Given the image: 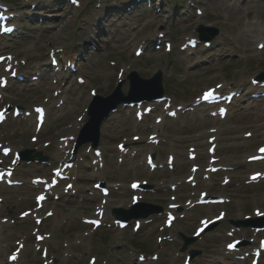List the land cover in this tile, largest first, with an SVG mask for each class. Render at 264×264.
<instances>
[{
	"label": "rangeland",
	"instance_id": "374dc122",
	"mask_svg": "<svg viewBox=\"0 0 264 264\" xmlns=\"http://www.w3.org/2000/svg\"><path fill=\"white\" fill-rule=\"evenodd\" d=\"M4 1L5 4L10 8L11 12H15L16 15L13 19L14 23L17 27H19L18 31L23 34L21 36L18 35L17 38H6L2 42H4L3 45L7 46L9 49L10 47L14 48L15 50L8 53L9 56L3 57L6 59V63H11L12 66L18 65L21 66L20 63L27 62L25 65L29 67H34L37 64L40 65L41 70H49V60H48V52L52 50V45L49 42H34V39L38 36V28L34 27L33 25L39 24L36 23L37 21H43L45 19H51L48 18L51 15H47L49 13H55L56 15H61L60 11H58L60 8L66 7H72L70 6L66 0L65 2L63 0H1ZM74 1V0H72ZM81 3V6L79 8H76L79 11V18H77L76 24L72 25L71 30L76 34V36H73L72 38H69L67 41H63L61 43H57L54 47L56 49H63L65 53L70 56V61H72L74 56L72 55L73 51L77 54H82L84 57L83 62L76 65L75 70L76 74L74 75L72 81H76L74 79H79L78 81L81 82V86L76 85L77 87L84 88V98L92 99L94 96H99L102 98H106L109 96L113 90L121 84V92L124 96L127 94L128 90V82L126 81V76L130 73H136L140 78L142 79H150L152 76L156 74V68L155 66L148 67L150 64L149 60H146V58H136L134 60V49L130 51V54L120 52V50L111 49V50H99L95 46H89L88 51L85 52L84 48L81 47V50H79V43H82L80 41V38L77 36V34H80V30H84L86 26V20L89 17L94 18L96 11H104V13H108L109 16L104 19V31H115L118 30L119 27L125 23H129L133 21L132 17L137 16L139 18L144 17L147 15L148 11L146 8L143 7V10L141 13L135 12L130 13L126 12H119L118 9L124 8L121 4L125 0H79ZM141 2L144 0H140ZM163 2V10L160 12V10L156 9L154 14L156 15L158 22H164L166 23L168 20H170V14L172 13L173 9L177 8H185L186 7V1L185 0H164ZM210 1V2H209ZM204 1V7L202 6H195L192 8V10H189L185 12V16L179 20L178 22L181 23V25L188 26V29L183 30L182 28H175L172 23L168 22L166 24V28L168 30H162L161 32L154 28L153 32L150 33L151 37L150 39L147 38V43L150 44L151 41L155 39L163 40V46L164 51H162L154 61L157 63L156 66L160 69H162V88L164 92V96L167 98L166 102L163 103L165 106H168L170 104L173 105V107L167 108L166 112L162 117L165 116L164 121L156 125L159 129V134L163 136V138H156V140L159 142L158 145H154V150L151 151L150 157H155L153 161L155 164H157L159 167L167 166V156L172 154V142L171 140L174 138H177L178 133L181 132V128L191 125L195 127V121L188 119L186 122H183L181 119L178 120L176 125H174L173 120H169L166 118L167 113L173 112L174 109L178 106H188L191 103L197 102L199 100V97L205 90L209 88H217L219 84L223 85L224 89L228 88L230 90H233V88H238L240 85L239 82H242V79H239L238 77L233 78L232 76L235 75H243L245 77L248 76H254L261 72H264V4H262L258 0H249V1H255L252 5L253 9H251V16L249 18L246 17V9L244 4L237 3V0H229L228 5L234 6V11L239 12V17L237 19V23L235 28H233V32L230 33L227 30L226 26H223L224 24H218L215 25L212 21L207 20H200L197 21L199 23H195L193 20H187L185 19L186 15L193 17L198 12H203L202 17L204 15H223L226 16V23L228 22V17L226 13L224 12L225 6H222L220 4L214 5V0ZM218 1V0H216ZM225 2L224 0H221ZM58 2V4L56 3ZM143 3V2H142ZM192 3V2H191ZM226 3V2H225ZM190 4V2H189ZM226 5V4H225ZM86 6V7H85ZM143 6L142 4L139 5V7ZM49 8H53L54 10L49 11ZM94 10V12H92ZM198 11V12H197ZM103 13V14H104ZM124 13V15H123ZM124 16L126 17L124 19ZM19 17V18H18ZM192 17V18H193ZM220 18V17H219ZM222 19V18H220ZM122 20V21H121ZM127 20V21H126ZM130 20V21H129ZM137 20V19H135ZM148 19L139 20L140 22L143 21L145 23ZM129 21V22H128ZM222 23V20L220 21ZM84 24V25H82ZM82 25L81 29L78 28ZM39 26V25H36ZM78 26V27H77ZM199 26L208 27L210 29L216 30L218 32V35L210 42V47L205 48L203 45H200L197 49L194 51H186L182 52L183 54H179V48L182 45L183 47H187V43H185V38H197L196 30ZM84 28V29H83ZM47 27L41 28V30H45ZM40 30V29H39ZM254 31L256 33H259L258 36L254 35ZM148 35V31L145 30L141 33V38ZM221 40H228L231 41L235 48H239L240 53L236 54L234 56L235 59H238L239 63L236 67L230 69L227 68L225 65L221 66L220 61L215 62V65H210L214 63V60H217L218 55H225L231 57V52L228 51L227 48H224L220 44ZM101 43H107V39L101 37L100 38ZM23 42H27V44H24ZM22 47L17 45H22ZM167 45L169 46V49L173 47V51H171L170 54H166L165 51L167 48ZM33 48V49H32ZM94 48V49H93ZM186 48V49H187ZM5 49V50H6ZM6 53V52H4ZM13 53V54H11ZM73 53V54H74ZM149 54V53H148ZM147 54V55H148ZM7 55V54H3ZM144 54V56H147ZM177 55L184 56V55H192V65L191 66H180L173 64L172 62L174 59H177ZM11 56V57H10ZM10 57V58H9ZM14 57V58H13ZM31 57H35L36 59H32ZM226 57V58H227ZM68 56H66V59ZM87 62H86V61ZM46 63V65H43ZM5 63L3 62V65ZM24 65V66H25ZM92 65H98L97 67H101L103 70H100L99 73L102 76H96L95 80L92 79L91 73L89 71L90 67ZM198 65V68H195V66ZM210 65V66H209ZM166 66L165 68H163ZM157 67V68H158ZM192 67V68H191ZM209 67V68H208ZM126 70L122 76L118 75V72L115 73L114 70ZM163 69H167V71H164ZM1 74V73H0ZM35 74L34 72L32 75ZM241 75V76H242ZM67 78V75H64ZM243 78V77H242ZM54 80V79H53ZM104 80V82H103ZM103 82V83H101ZM101 83V85H100ZM62 84H65L64 81ZM85 87L90 88L89 91L85 89ZM93 89H95V95L93 94ZM87 91V94H86ZM4 95L6 96L7 102L3 105L2 108H0V112H5V108L8 106L7 103L12 104L13 106H17L15 109L12 107L11 110L8 113L7 120L0 125V145H7L9 147H13L14 144L18 145L19 142L24 139V136L22 135L23 132L26 131V125H24L23 119L19 117V119H15V113H22V115L28 114L31 110H33V107L40 106V104L36 103L35 100H30L28 98L19 97L12 95V92L8 90L4 91ZM51 96V95H50ZM38 97V96H37ZM45 96H43L44 98ZM55 97V96H54ZM53 97V98H54ZM60 97V96H59ZM39 98V97H38ZM56 100V99H55ZM56 102V101H55ZM57 107L60 106V101L57 102ZM69 107V105L67 104ZM63 104V109L58 107L55 109L59 111L58 114H54L53 111L47 108V119L45 122V125L43 126L42 133L40 134V139L44 140L49 137V132L54 129L55 124L58 123L59 117H63L65 112H67L68 107ZM148 106H152L151 104H145L144 110L148 108ZM19 107V108H18ZM242 107H244L242 105ZM135 116L136 114H142L141 111L138 109H133ZM86 109L83 110L85 115ZM119 113H115L111 120L120 121L122 123V126H119L115 130L114 133L111 135V142H110V148L112 149V153L110 150L104 151L101 147L102 143V137L104 136L101 133L100 129V139L97 148L101 152L100 158H97L98 165H103L104 167L109 168V175H111L114 178L113 181H106L103 182L105 188L108 191V198L113 199L112 193H114V188H125L129 190V187L131 186V183L134 182H142L143 185H145L146 181L148 180L150 191H141L143 195V199H141L140 203L143 204H149L155 207H158L161 212L157 215L149 217L145 221H141V228L138 232H135L133 230V225L129 228H127L124 231H120L121 239H113L114 232H112L113 228H111L110 224L113 222L114 217L111 216V210L107 213L108 221L107 223H104L102 226L95 228L94 232L93 230H88L86 232L85 241L81 243L82 246H79L75 243H78L75 240H70V230H72L74 227L81 225L80 220L81 218L78 217V219L74 218H63L62 208L60 206L54 208L53 206V200L49 201L46 205L45 210H49L46 212H43L42 217L39 219L41 220L42 227L40 229L39 235L48 234V232L55 226L56 229H59V233L57 232L56 238L49 243V252L50 255L47 256V259H45V262H48L49 264H77L82 257H85L84 259L87 260L89 257L93 259H96L97 262H100L99 264H119L118 262H122L124 264H134V262H131L129 260L130 257L139 258L138 252L141 254H145L146 258L153 256L151 259H147L144 263L145 264H183V258L184 256L188 255L189 250L193 249L199 252V255L195 258H193L192 263L196 264L195 261L204 258L207 255H210L209 253H213L214 251H220L222 250L224 243L220 241L223 236H226L225 233H227L226 230L235 228L233 227L230 222H241L248 218V216H252V213L254 210L258 208L259 205L255 203L254 197L252 195H256L257 192L261 190L260 188L254 189L256 187L252 186H245L240 179H233L230 181V183L227 186V189L225 190H231L236 192L233 197H226L224 194L221 195V190H210L208 193V197H226L231 198L230 201H227L228 203L224 204L223 206H219L215 209H203L201 207L196 206L197 200L194 201V209H190V207H186L188 204L187 201L177 199L176 202H174V213L176 214L175 217L177 221L175 224H172L171 228L166 229L164 231H161L164 228L165 224V206L166 204L172 203L170 198H173L172 195H163V191L169 187L170 184H167L164 188L161 186V180L163 176L162 174L165 172L166 169L159 170L156 172H150L145 165V153L139 152L143 146H145L144 143L142 144H136L132 145L125 144L126 140L120 139L119 134L124 133L126 131H130L131 135L133 136L134 130H133V123H128L127 120H134V115H127L129 110H120ZM143 112V111H142ZM6 113V112H5ZM153 117H159L157 114H153ZM86 117V115H85ZM152 117V118H153ZM35 121V115L34 118H32V124H34ZM228 123V122H227ZM84 124V123H82ZM75 126L74 128H68L69 126H61L60 129L64 131L65 138H67V141L61 142L62 144L66 145L68 143V146L71 147L70 155L76 158H79L78 153H80L84 148L81 147L79 150H77L76 153L73 151V145L71 137H74L73 143H76V138L78 136L79 129L83 126ZM145 125H147L145 123ZM74 125L72 124L71 127ZM153 126V124L147 125V130L144 131L145 133H150L152 129H150ZM150 127V128H149ZM33 129V127H32ZM178 131V132H176ZM57 132V131H56ZM138 132V131H137ZM128 134V133H127ZM117 135V136H116ZM129 135V134H128ZM130 135V136H131ZM131 136V138H132ZM148 137V136H147ZM64 138V139H65ZM70 139V140H69ZM246 141V140H241ZM124 145L126 150H129L132 155L136 154L135 157L133 156H127L124 158L120 155V151H118L117 146L118 145ZM121 145V146H122ZM19 146V145H18ZM27 146L29 149H22L24 150H31L34 151V145H31V141H27ZM23 148V146H21ZM13 149V148H12ZM52 151V150H51ZM51 151L42 152L39 151L38 153H41L42 156L46 157V154H50ZM139 152V153H138ZM3 152L0 149V160H4L8 162H12V156H4L2 154ZM181 153L182 152H178ZM223 152L221 151L220 154ZM166 154V155H165ZM115 157L114 164L112 161V157ZM95 160L94 157L91 156L88 162H85L83 158L80 157L81 165L84 166L83 170L86 171L85 173H91V169L89 168L91 160ZM121 159L124 161H127V166L125 169L127 178H125L123 181L118 180L120 176V164H118ZM176 160H184L182 156L177 155L175 156ZM215 158H206L205 163H211L214 161ZM50 160L46 161V165H43L40 168H46L50 165ZM167 161V162H166ZM4 164V163H3ZM65 164V163H64ZM86 164V165H85ZM61 166V165H60ZM123 166V165H122ZM38 167L35 164H25L20 163L17 167V172H15L16 177H14V180H16L19 183H23L20 187H13L10 188L9 186L1 185L0 186V200H2V206L0 209V223H4V226H9V228H3L1 227V230L5 233V235H2V240L0 237V250H4V257L0 261L5 263L6 256L14 250V247L7 248V245L9 242L12 244L11 239H16L18 241H22L23 239L26 240L27 236H30V231H28V221L21 220L20 214L23 212H26L29 208L34 206L35 204V194L34 196L26 197L24 189L26 184H28V180L30 178H33L36 174V172H33L34 168ZM55 166H52L54 168ZM1 168V166H0ZM1 172V171H0ZM141 172L142 178H131L134 174H139ZM98 173V172H97ZM43 175L42 173H39ZM169 177H172V173H169ZM124 175V176H126ZM72 177H74V174H71ZM43 177V176H42ZM173 180H176V177H173ZM247 180V179H246ZM102 183V182H101ZM100 184V181L97 180H91L88 187V190L94 191L98 196L100 195V190H95V187H98ZM142 186V185H140ZM262 186V185H261ZM91 189V190H90ZM236 189V190H233ZM90 193V192H89ZM82 198L80 200L84 199V197H87L88 193H86V190L84 193L79 194ZM164 197V199H159V197ZM130 202V199L128 200ZM126 203L124 206V209L128 206ZM192 203V204H193ZM62 207H67L68 204H59ZM92 205V203H91ZM197 207V208H195ZM185 208V209H184ZM180 209V211L177 212V210ZM50 210L55 212L57 214L54 215V217L49 218ZM127 210V209H126ZM231 210V211H229ZM259 210L264 212V204L263 206L259 207ZM206 211H213L212 215H217V217H221L223 219L220 223L212 224L213 229L205 232V234L201 237V240H196L191 246H189L184 252H180V248L182 245L181 235L191 239L193 237L194 227L195 223L197 222V218L202 216V213ZM224 211L226 212V215L224 214ZM163 218L160 220L159 223L153 222L151 224L144 223L149 221H155L160 216ZM224 215V216H223ZM80 216V215H79ZM83 216V215H82ZM185 216V217H184ZM223 216V217H222ZM184 217V219H183ZM61 224V226H60ZM75 225V226H73ZM237 230L246 231L244 228H235ZM249 230V229H248ZM11 231V234H10ZM223 231V232H222ZM226 231V232H225ZM229 232V231H228ZM237 234L234 239H242L243 233ZM5 236H8L7 238L3 239ZM12 237V238H11ZM161 239L163 242H160ZM220 238V239H219ZM24 240V241H25ZM48 241V240H46ZM231 241V240H230ZM252 241V240H251ZM30 243L31 245V251L30 256L32 257L29 259V257L26 258V262L23 260H20V264H44L43 259L40 258L41 252L38 253L37 258L35 261L32 259L34 258V250L32 248L33 244L35 243L34 236L30 237ZM248 243V242H247ZM250 243V241H249ZM70 245H73L70 248ZM75 245V246H74ZM215 245V246H213ZM245 247V246H244ZM244 249V248H243ZM121 253L129 256L128 258H122L120 255ZM156 255H158L157 261H153L156 258ZM206 259V258H204ZM226 259V258H224ZM223 262V264L229 262L227 260H220ZM121 263V264H122ZM260 264H264V257L260 260ZM85 264V262H84Z\"/></svg>",
	"mask_w": 264,
	"mask_h": 264
},
{
	"label": "bare ground",
	"instance_id": "6f19581e",
	"mask_svg": "<svg viewBox=\"0 0 264 264\" xmlns=\"http://www.w3.org/2000/svg\"><path fill=\"white\" fill-rule=\"evenodd\" d=\"M63 1L65 2V0ZM74 1L78 2L79 0H74ZM204 1L206 2L209 0H192L195 6H202V7H204ZM224 1L226 3L221 0H218V1L214 0L213 3L214 5L220 4L222 6H225L224 12L226 13L228 17L227 23L225 19L226 16H223V15L219 16L217 14L216 15H204L203 18L196 16V15H195L196 17H193V15L191 16L186 15L185 19L193 20L195 23L200 20H207V21H212L215 25L224 24L223 26L227 27L228 29L227 31L232 33L233 28H235L236 26L237 19L240 13L237 11H234V6L229 7L228 5L229 0H224ZM241 2L242 4L245 5L244 7L247 11L246 17L249 18L251 14L253 13V11L252 13L250 12H251V9H253L252 5H254L253 4L254 1L241 0ZM56 3L58 4V2ZM261 3L264 4V0H262ZM121 4L123 5L124 8L118 9L119 12L124 11L127 13L128 11L130 13H134L135 11V12L141 13L143 10V7L148 8L149 11L146 16L141 17V18L137 17L136 15L133 16L132 23L129 22L130 20L128 21L129 23H125V24L122 23V25L119 27L118 30H115L112 32L104 31L105 30L104 29L105 27L104 19L109 16L108 14L109 12L104 13V11L102 10L96 11L94 18L89 17L86 20L85 29L83 28L84 30H80V34L79 33L77 34V36L80 38V41L82 42V43H79L80 44L78 47L79 50H81V47H82L84 48V51L87 52L88 47L93 45L99 50H103V49L111 50L113 48L118 51L120 50V52L130 54V51L132 49H134V51H136V49H140L141 58H146V60L150 61L149 62L150 64L148 65V67L155 66L154 68L157 69L156 73L162 74L163 72L162 69H160L158 65L156 66L157 63L154 61V59H156V57L162 52V48L161 49L157 48L156 49L157 51L153 49V48L159 47L161 45V41L155 42V45H151V43H154V40L150 44H146L147 37L149 38V36L147 35L141 38V33L144 32L145 30L151 33V31L154 28H157L161 32V29L165 30V28L167 27L166 24L168 22H173L172 28L173 26L176 25L175 28H182L183 30L188 29V26L181 25V23H179L178 21L181 20L185 16V12L188 11L187 9L189 8L191 9V7L187 6L186 7L187 9L177 8L176 11L170 14V20L164 23L163 21L158 22V19L156 18V15L154 14L156 9L160 10V12L163 10V7H164L163 0H156L153 4H150L148 6L143 5L141 7H139V5L141 4H139L135 0H125ZM76 6H79V4H77ZM80 6H81V3H80ZM51 10L53 11L54 9L49 8V11ZM58 11H60L61 15L59 14L56 15L55 13H52V14L49 13L47 15L48 16L51 15L48 17V18L51 17V19L49 20L45 19L41 22L37 21L36 23L39 22V24L33 25L34 27H36V29L38 28L37 29L38 36L37 38L34 39V42H41V41L49 42L53 46L52 50L55 49L54 46L57 43H61L65 40L67 41L69 38L76 36V34L71 30V28H72V25L76 24L77 18H79V11L74 7L65 6V8L63 9L60 8ZM92 12H94V10ZM219 17L222 19H220ZM125 18L126 17L124 16V19ZM143 19H148V20L145 23H143V21L142 22L139 21ZM221 20H222V23H220ZM36 25H39V26H36ZM82 25L81 26L78 25L80 27L78 26L77 27L81 29ZM43 27H47V29L41 30V28ZM166 30H168V28H166ZM254 35L258 36L259 33H256L254 31ZM101 37L107 39L108 42L102 44L100 41ZM23 43L27 44V42L26 43L23 42ZM3 44L4 42H2L0 38V57H3V54H8L15 50L12 47H10L9 49H6L8 47ZM24 44L17 45V46L22 47ZM220 44L224 46V48H227L228 51L231 52L230 53L231 57L230 56L227 57L225 55H218L217 60H215L214 63L210 65H213V64L215 65V62L217 63V61H220L218 63H220L221 66L225 65L227 68H230V69L236 67L239 61L238 59H235L234 56L240 53L239 48L237 47L235 48V45L231 41H228V40H221ZM73 53L72 55L74 56V58L72 59L75 61V64H78V63L80 64L81 62H83L84 57L82 54L80 55L77 53H74V54ZM144 54L145 55L148 54V55L144 56ZM179 54H183V53L180 52ZM66 56H68L67 59H66ZM70 56H71L70 53L68 55L62 49L54 52L52 55L48 56V59L51 60V62H49V70L42 71L40 68L41 66L37 64L36 66H34L33 69H31L34 71V73L38 75L37 80H31L28 76H26L20 81V83L23 84L24 86L13 87L11 89L12 95L19 96V97L22 96L30 100H35L36 103L47 106L53 111L52 112L53 116L54 114L59 113L58 110L57 112L55 111V109L59 107V106L58 107L56 106L58 101H60V103L66 106L67 104L69 105V107L67 106L68 107L67 112H65L63 117H59L58 123H56L54 129L50 131L49 137L44 140H40L38 137L39 132L34 131V129H32L34 124H32V115L30 113L28 117L24 119V125H26L27 127L26 131L22 133V135L24 136V139H22L19 142L18 144L19 146L14 144L13 150L20 151L21 149H24L25 147H27L26 146L27 141L32 140L33 142L32 144L34 145L33 147L36 151L52 150L51 161L54 162L56 165H58L60 161L64 159H67L69 160V162H72L73 166L71 167L72 169L70 168V170L74 172V176H75L73 179L74 182L70 180L71 182L66 184L70 187L65 194L61 193V194L56 195V200L53 203L54 208L58 206L62 208V213H63L62 220H64V218L65 219L66 218L78 219V217H80L81 219H85L83 222H88L89 220H92V219L94 221L107 222V218L105 216L106 212H108L110 209H113V208H119V209L124 208L129 198H132V197L133 198L135 197V200L139 202L141 195L138 193L134 194V192H131L130 190L125 189L124 187L113 190L114 191V193H112L113 199L100 197L96 193H93L94 191H92L91 189H90L91 191H89L88 187H90L89 183L91 180H97L100 182H106V181L114 182V178L111 175H109V172H108L110 167H108V170H107V168L104 166L99 167L95 165H89V168L91 169V173H85L86 171L83 170L84 166L80 165L79 159L69 155V149H68L69 147L67 148L64 146H59V143H57L61 137H64L63 136L64 131H61L60 129L61 126H69L68 128L71 129V128H74L75 126L80 127L82 123L84 124L87 123V121L89 120L88 115H86L85 117L83 110L90 107V103L92 101L89 98H84V93H85L83 90L84 88L81 89V87L76 86L77 83L72 81L71 72L68 74L67 78L65 76L61 78L59 73H57L55 70H53V68H51L52 67L51 64H53V62H56V60L59 62V65H61L62 60H66V61L71 60ZM177 57L178 58L174 59V61L172 62L173 64L180 65L181 67L186 66V65L188 66L192 65V55H184L183 57L180 55H177ZM32 59H36V58L31 57V60ZM134 60H136V58ZM74 61L72 63H74ZM69 62L71 63V61ZM43 65H46V63H44ZM97 66L92 65V67H90L89 69L91 73V77L92 79L94 78V80L97 75L102 76L99 73V71L103 69ZM165 67L166 66H164L163 68ZM198 67H199L198 65L195 66V68H198ZM1 70H3V68H0V71ZM31 70L27 73L28 75H32L33 71ZM163 70L167 71V69H163ZM11 71H12L11 68L10 69L6 68V70H3L2 72L3 77H4V74H6L7 72H11ZM114 71L115 73L118 72L119 76H122V74L125 71H127V69L126 70L122 69L118 71L114 70ZM241 75L240 76L235 75L232 77L233 78L238 77L239 79H242V77L246 76V75L245 76L243 75L241 76ZM63 81H66L64 82L65 85L62 84ZM155 81L156 80L152 79V80H148L144 82L143 84L144 85L151 84V83H154ZM244 87H245V84L242 83L241 85H239L238 90L236 92L239 94L238 97L241 96L240 97L241 99L247 98L245 102H249L248 99L251 98V94L253 93L252 92L253 90L251 89L252 88L256 89L257 86H252V87L250 86L249 91H247V89L245 91ZM85 89L89 91L90 88L85 87ZM259 90L261 92L260 87H259ZM87 91H86V94H87ZM92 91L95 94L96 92L95 89H93ZM262 95L263 94H261L260 97H262ZM43 96L45 97L43 98ZM2 105H3V99L0 98V106ZM232 107H235V106H232ZM152 110H154V113H162V105L157 104L153 107ZM117 112L118 111H116L115 113ZM189 115L190 113H185L184 115L180 117V119L183 122H186L188 120ZM111 117L112 116H110L109 119H107L101 126V133L104 136L103 137L101 136L102 143L100 145L104 151L108 152L110 150V152L112 153V149L110 148V145H111L110 138H111L112 133H114L115 130L119 128V126H122V123L120 121L118 122L113 119L111 120ZM151 118L152 117H147L145 120V123L147 125L151 123L156 125V122L159 119L156 118V120L153 121ZM190 120L195 121L194 122L195 127L191 125L182 127L180 129L182 133L181 134L178 133L177 135L179 136L171 140L172 142L171 147L173 150L171 154L172 161H173V157L177 155L182 156L184 160H181V161L175 160L174 163L176 166L172 164V172H173L172 177H169L170 175L169 173H165L163 176V180L161 182V185L163 186H165L166 184L175 185L176 189L171 191L174 201L175 199L176 200L181 199L184 201H188V200L193 201L195 199L204 198L206 196L205 194L208 193V191H210L213 187H220L221 182L224 179L230 180V179L236 178V179L244 180V179H247L248 175H250L251 173H254V172L264 173V151L259 150V147L260 148L263 147L264 149V146H263L264 145V100L256 102L255 105L251 108L250 106L241 107V110L240 111L238 110L237 113L231 118V120L229 119V121H227L228 123L226 121H221V119L219 120L218 117L217 118L207 117V115L203 116V114L199 115L198 117L193 116L192 119ZM88 122L90 123V120ZM72 124L74 125L73 127H71ZM135 125L137 124L135 123ZM147 125L144 124V125L136 126L135 130L133 129L135 133L133 136L131 135L130 131H126L124 133H120L118 137H120V139L126 140L125 144H128V146L130 144L136 145V144L144 143L145 146H143L142 148L140 147L141 150L139 152L145 153V156H147L149 151H152L154 149L151 145H149V142L153 143L154 141H156V140L153 141L152 138H163V136L159 134L158 126H153V129L150 133L149 132L145 133L144 131L147 130ZM35 126H36V122H35ZM216 127H218V129ZM247 132L250 133V136H244V134ZM130 135L132 136V138ZM241 140H246V141H241ZM43 143H46V146H43L42 145ZM211 145L213 146L212 150L210 153H208V149L211 147ZM21 146H23V148H21ZM191 148L192 150L190 151L189 154L193 155V157L189 158L187 161L186 155L188 153V150ZM4 149H7V148H4ZM221 151L223 152L222 154H220ZM90 152L88 151V148L83 149L79 153V157L87 160V158L90 156ZM178 152H182V154ZM210 154L216 155L218 157V160L216 162L217 165L209 166L208 164L205 163L206 158ZM114 159L115 157L113 155L112 161H111L113 162V164H114ZM126 166H127V161H124V163L121 162L120 167L122 169H120V176L118 180L120 179L123 181L125 178H127L126 173H124V175L126 176L122 175L123 172H126L125 169H123V168H126ZM190 166L191 167L193 166L194 169H190ZM216 166H219V168L223 171L221 172L218 171L216 175L210 176V177L208 176L207 178L203 180H197L193 185H189L188 183H186L187 179L199 178L201 175L209 172V170L212 167L216 168ZM73 167H76V168L73 169ZM10 169L14 170L15 167L11 166ZM70 170H67V171H70ZM44 171L46 173L49 172L46 169H44ZM173 177L174 178L176 177V180H173ZM131 178H142V174L141 172L136 175L134 174ZM58 186H59V190H62L65 184L62 181H60ZM260 187H261V190L257 192L256 195L255 194L252 195V197H254L255 199V203L259 205L257 210L254 211V213L251 216L254 219L264 218V214L258 210L259 207L263 206L264 204V185L258 186L254 189H257ZM39 190L40 188L38 186L29 185L27 186V189H26V195L31 196L33 195V193H36ZM85 190H86V193L90 192L91 195H89V197H86L84 200H80V198L82 197H80L79 194L84 193ZM220 190H221L220 192L224 194V196L226 197H233V195H235L236 193L231 190H223V189H220ZM233 190H236V189H233ZM51 193L53 192L51 191L50 193H44L43 195L46 199H48L50 198ZM167 194H170V192H167V191L163 192V195H167ZM159 199H164V197L160 196ZM57 200L59 202H56ZM60 203H63V204L67 203L68 206L62 207L61 205H59ZM91 203L93 204L91 205ZM172 204L174 203H171L165 207V209L168 210L169 214L173 213L174 207ZM186 206H189V204ZM128 207L129 206H127L126 208ZM211 208H216V207H211ZM28 210L29 212H27L23 218L29 223H32L34 219L42 215L40 208H29ZM212 212L213 211H206L202 213V216L197 218L195 227H197V225L200 223H202V226H205V225L207 226V225L212 224V222H217L219 218L214 217L215 215H212L213 214ZM54 215H56L57 217V214L55 212H53V216ZM0 226L5 227L2 224H0ZM5 228H9V227L7 226ZM33 229H35L34 226H33ZM88 229H90V226L88 224H82V225L76 226L72 230H70V235L68 239L77 241L79 243L78 245L81 246V243L85 241V236H86V232L88 231ZM36 230L38 231L39 228H36ZM57 232L59 233V229H56V227L54 226L48 232V236L46 237L48 241H44L43 246H49V243L51 242L49 240H53V238L55 239ZM112 232H114V235L112 236L113 239H121V235L119 232H117V229H114V231ZM234 232L235 231H233L232 234H235ZM10 234H11V231H10ZM2 235H5V233L2 232ZM244 236L245 238H251V235L248 232H246ZM7 237L8 236H5L3 239ZM222 241L229 242V238H226V237L222 238ZM252 244H253V241L251 245ZM8 246H10V243L8 244ZM72 246L73 245H70V248ZM36 248L37 246H34V250H36ZM243 252H245L244 255L248 256L246 254L248 253V251H243ZM258 252L264 255V248H259ZM226 255L230 256L229 258H232L233 256V254L232 255L226 254ZM21 256L24 260L27 257H29V259L32 258L30 256V237H28L27 239V244L25 248L23 247ZM120 256L125 259L127 258V255L123 253H121ZM213 257L214 256H209L206 259L212 263ZM84 258L85 257H82L77 264H84V262L85 264H88L89 260L88 259L85 260ZM0 260H1V255H0ZM135 261H134V264H138V261L137 260ZM242 262H243L242 264H256V262L250 257H245V258L243 257ZM99 263L100 262H93L92 264H99ZM118 263L121 264L122 262L121 263L118 262ZM198 263H200V260L198 261ZM0 264H5V263L0 262ZM233 264H236V263L234 262Z\"/></svg>",
	"mask_w": 264,
	"mask_h": 264
},
{
	"label": "water",
	"instance_id": "95a60500",
	"mask_svg": "<svg viewBox=\"0 0 264 264\" xmlns=\"http://www.w3.org/2000/svg\"><path fill=\"white\" fill-rule=\"evenodd\" d=\"M135 78H133L132 82L133 84H135L134 82ZM155 89H156V97H161L162 92L159 88V81H157L156 85L154 84ZM115 95H119V91L117 90L115 92ZM114 95V96H115ZM133 97V92H130V98ZM112 101V98H108L107 100H102L100 98H96L95 103L93 104L92 108H91V113L90 116L93 114V112H97L98 113V118H94L92 116V122L87 126V128L91 131V134H93L92 136H94V138L97 137V133H98V128L100 125V121L101 118L108 113V111L112 108L115 107V105L118 103H110ZM90 133V132H89ZM94 145H95V140H94Z\"/></svg>",
	"mask_w": 264,
	"mask_h": 264
},
{
	"label": "snow or ice",
	"instance_id": "6c2138e0",
	"mask_svg": "<svg viewBox=\"0 0 264 264\" xmlns=\"http://www.w3.org/2000/svg\"><path fill=\"white\" fill-rule=\"evenodd\" d=\"M262 47H264V46H262ZM262 151H264V149H262ZM38 199H43V197H38ZM233 247H234V245H232V244L229 245L230 249L233 248ZM13 259H15V257H13Z\"/></svg>",
	"mask_w": 264,
	"mask_h": 264
}]
</instances>
